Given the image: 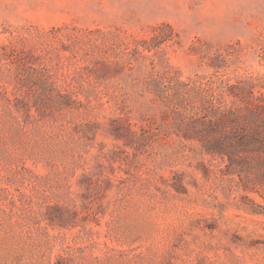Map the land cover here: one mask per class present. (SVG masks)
I'll return each instance as SVG.
<instances>
[{
    "label": "rangeland",
    "instance_id": "1",
    "mask_svg": "<svg viewBox=\"0 0 264 264\" xmlns=\"http://www.w3.org/2000/svg\"><path fill=\"white\" fill-rule=\"evenodd\" d=\"M236 82L264 0H0V264H264L263 168L199 140Z\"/></svg>",
    "mask_w": 264,
    "mask_h": 264
},
{
    "label": "trees",
    "instance_id": "2",
    "mask_svg": "<svg viewBox=\"0 0 264 264\" xmlns=\"http://www.w3.org/2000/svg\"><path fill=\"white\" fill-rule=\"evenodd\" d=\"M229 88L236 101L203 119L199 140L207 153L225 159L229 173H249L250 160L256 158L264 176V93L257 95L250 83Z\"/></svg>",
    "mask_w": 264,
    "mask_h": 264
}]
</instances>
